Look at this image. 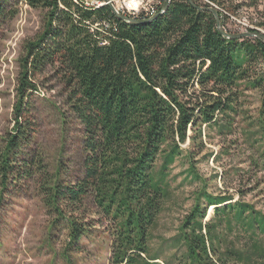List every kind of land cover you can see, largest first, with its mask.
I'll return each instance as SVG.
<instances>
[{"label":"trees","instance_id":"16d2710c","mask_svg":"<svg viewBox=\"0 0 264 264\" xmlns=\"http://www.w3.org/2000/svg\"><path fill=\"white\" fill-rule=\"evenodd\" d=\"M9 1L0 0V16ZM22 1L44 10L45 21L25 49L15 126L0 155V198L9 178L30 177L37 170L42 202L64 220L71 243L85 232L72 214L89 201L106 222L110 264H162L151 242L170 196L169 169L184 154L181 144L201 139L203 126L229 132L248 88L260 93L257 126H263L264 42L220 34L207 7L216 10L226 30L227 0H192L196 7L169 0L165 11L128 16L141 23L119 19L105 4ZM262 1L246 0L233 10L257 8ZM45 63L62 72L69 112L81 126L82 170L73 181L42 172L35 157L17 160L30 137L23 116L24 100L35 88L30 76ZM186 170L192 181L201 182L191 162ZM15 172L22 175L15 178ZM164 244L175 250L164 264H264V213L231 194H211L202 184L177 234Z\"/></svg>","mask_w":264,"mask_h":264},{"label":"rangeland","instance_id":"374dc122","mask_svg":"<svg viewBox=\"0 0 264 264\" xmlns=\"http://www.w3.org/2000/svg\"><path fill=\"white\" fill-rule=\"evenodd\" d=\"M144 1L150 4L156 0ZM245 1L225 2L233 16L225 23L226 31L239 33L243 31L239 27L254 26L264 33L263 26H258L264 23V1L257 8L243 5L233 10ZM44 21V10L31 8L22 0H10L0 16V155L15 126L16 88L25 49L42 32ZM30 78L35 88L29 90L23 103L30 137L21 145L17 160L30 162L35 157L42 172L45 169L57 173L62 181H73L81 174L83 151L81 126L69 112V87L56 64L45 63L33 70ZM260 99L258 90H243L238 100L239 115L229 132L218 134L203 126L201 139L194 144L187 139L181 144L190 157L186 159L183 154L169 169L170 196L151 242L160 251L158 262L164 264L175 251L164 243L177 234L193 194L202 184L211 194H231L233 200L252 203L264 213V123L257 126ZM190 162L201 182L186 175ZM32 171V176L24 178L15 172L19 179L9 178L0 198V264H110L111 237L91 202L72 214L85 232L71 243L64 220L50 213L42 202L41 173ZM208 214L209 209L206 220L212 210Z\"/></svg>","mask_w":264,"mask_h":264},{"label":"water","instance_id":"95a60500","mask_svg":"<svg viewBox=\"0 0 264 264\" xmlns=\"http://www.w3.org/2000/svg\"><path fill=\"white\" fill-rule=\"evenodd\" d=\"M106 3L105 5H107L112 11L113 13L121 20L126 21L127 23H141V21L135 20L133 18H130L126 15H124L123 13H121L116 7L115 5L112 3L111 0H104ZM192 6L196 7V5H194L192 0H187ZM169 0H165L164 4L161 8L162 11H165L167 6H168ZM207 10H209L213 16H214V20H215V24H216V28L217 30L220 32V34H222L224 37H226L229 40H234V39H242L244 37H254L257 39H260L264 42V34L260 31H242L239 33H229L228 31H226L224 29V27L221 25L219 16L216 12V10L212 7H207ZM155 18V17H153ZM263 69H264V61H263Z\"/></svg>","mask_w":264,"mask_h":264},{"label":"built area","instance_id":"2783aa9c","mask_svg":"<svg viewBox=\"0 0 264 264\" xmlns=\"http://www.w3.org/2000/svg\"><path fill=\"white\" fill-rule=\"evenodd\" d=\"M98 0H86V4L95 3ZM115 7L119 8V10L130 17H136L138 14L149 15L153 12V10L162 8L164 1L156 0L154 3H145L144 0H112ZM206 1V0H204ZM233 19V16H230ZM239 29L243 31H247V28L239 27ZM263 33V32H262ZM264 34V33H263Z\"/></svg>","mask_w":264,"mask_h":264},{"label":"bare ground","instance_id":"6f19581e","mask_svg":"<svg viewBox=\"0 0 264 264\" xmlns=\"http://www.w3.org/2000/svg\"><path fill=\"white\" fill-rule=\"evenodd\" d=\"M112 1V0H111ZM113 2V1H112ZM84 3L86 4V0H84ZM106 2L104 1V0H98V1H95V3H92V4H86V5H88V6H92V7H99L100 5H102V4H105ZM114 4V3H113ZM117 8V7H116ZM118 10H119V8H117ZM120 11V10H119ZM157 11H158V9H156V10H153V12L151 13V14H149V15H154L155 13H157ZM121 12V11H120ZM160 12H162V10L160 9ZM122 13V12H121ZM125 15V14H124ZM211 208L209 209V214H210V212H211ZM208 214V215H209Z\"/></svg>","mask_w":264,"mask_h":264}]
</instances>
